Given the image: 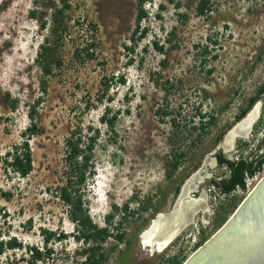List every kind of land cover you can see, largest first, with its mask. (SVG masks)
Here are the masks:
<instances>
[{
  "label": "rangeland",
  "instance_id": "obj_1",
  "mask_svg": "<svg viewBox=\"0 0 264 264\" xmlns=\"http://www.w3.org/2000/svg\"><path fill=\"white\" fill-rule=\"evenodd\" d=\"M202 1L210 7L204 17L196 14ZM138 2L68 0L52 35L50 15L52 6L61 8L58 0H0V243L11 239L20 246L5 245L0 264L83 260V245L73 240L67 207L56 195L74 132L85 137L88 128L98 131L95 176L84 195L88 214L99 228L114 214L112 227L123 235L122 243L104 244L103 264H166L174 256L183 264L200 247L193 242L200 236L206 242L217 219L227 221L263 178L264 162L245 175L250 185L242 193L225 199L211 186L228 176L217 154L251 162L264 145L262 94L252 106L259 105V114L248 136L237 135L227 140L232 148H223L228 132L247 125L254 109L238 122L235 117L264 85V0H149L134 35ZM142 29L146 34L138 39ZM50 37L56 54L44 76L36 59ZM105 108L108 119L116 115L112 129L100 121ZM199 113L215 122L167 178L164 163L172 147L189 148ZM31 123L38 130L28 142L32 171L22 178L6 169L4 158L27 137ZM185 187L188 200L202 198L204 209L164 251L145 247L142 234L155 215L168 219ZM48 233L54 235L45 242ZM31 248L41 253L39 260Z\"/></svg>",
  "mask_w": 264,
  "mask_h": 264
},
{
  "label": "trees",
  "instance_id": "obj_2",
  "mask_svg": "<svg viewBox=\"0 0 264 264\" xmlns=\"http://www.w3.org/2000/svg\"><path fill=\"white\" fill-rule=\"evenodd\" d=\"M146 1L149 0H140L138 5V12L136 15L137 27L134 32V35L138 33L139 23L147 18V13L143 10V5ZM61 4V8L52 6L51 17V34L56 35L58 30L61 27L62 23V14L66 8L69 7L68 0H58ZM207 1H202L198 4L196 8V14L198 16H206L210 12V7L207 6ZM159 8L162 10L163 6L159 5ZM157 17L158 14L156 15ZM45 23L41 24V27H44ZM146 30L142 29L139 33L138 39H141L145 36ZM51 38V37H50ZM46 38L44 44L40 47V52L37 56L36 63L39 66L40 70L44 76H48L51 73L50 66L55 60V46H54V37ZM155 48L159 52H163L162 47H158L154 43ZM201 54L204 56L208 54L207 47L202 48ZM210 73V71H208ZM108 87L106 86V90ZM264 94V85L260 86L256 91L254 96H251L247 100V105L244 109L240 110L239 114L235 117V122L240 121L248 113V111L255 104L256 100L260 95ZM15 106H13L14 108ZM111 111L107 108L104 109V112L101 117V122L112 129L114 127V121L116 115H112L111 118L107 116ZM31 120L33 116L31 115ZM215 122L214 117L206 116L205 114H198V124L197 128H193L194 131H197L195 138L190 140L188 147L185 150L178 147H172L169 158L164 163V172L167 178H169L174 172H176L184 158L188 153V149L192 150L198 143H202L203 135H206V131L210 126ZM174 124V123H173ZM231 127L228 126V129ZM27 137L23 140L21 144L15 146L11 152L5 154L4 163L6 169L9 172L19 175L24 178L28 176L32 171V154L29 148V139L31 136L36 135L38 130L35 123L26 129ZM98 138V131L88 128L87 135L82 137L81 132H74L70 135L66 141V153L64 158V175L65 179L63 184L57 187V198L62 202L64 206L67 207V218L72 223L73 230V240L81 242L83 249L79 252L80 256H83V260L79 264H103L107 260V256L103 251L104 244L107 243L109 239H114L119 243L123 241V235L118 234V229L112 227L111 219H113L114 214L108 215L106 217L107 226L99 228L94 224L88 214L87 208L85 207L84 195L88 190L89 183L92 181L95 176L94 168V149L96 141ZM175 146V144H173ZM195 155V154H193ZM264 156V155H263ZM217 164L220 167H225L228 173L226 178H223L220 181H212L211 186L218 189L222 194H229L232 192L236 186L244 187L245 175H253L255 172L260 170L261 165L264 160H261L257 164L254 162H248L247 160L239 161H230L224 158L220 153L216 156ZM3 160L0 157V162ZM179 187V186H178ZM176 188L174 194L178 193L179 188ZM116 211L117 208L113 207ZM237 207H235L236 209ZM234 209V210H235ZM126 212V208H122L121 211ZM225 219L216 221V230H218L224 223ZM202 231V230H201ZM44 233H47L43 231ZM51 233H48L45 242L48 241ZM201 237V236H200ZM193 245L195 249L202 245L205 242L204 238H200ZM64 236L59 234L58 239H63ZM7 246L9 249H15L20 247L14 240H9L6 244L0 243V254L3 251V247ZM31 257L34 260H39L41 258V253L35 248L30 250ZM166 264H182L178 260L177 256L168 258Z\"/></svg>",
  "mask_w": 264,
  "mask_h": 264
},
{
  "label": "water",
  "instance_id": "obj_3",
  "mask_svg": "<svg viewBox=\"0 0 264 264\" xmlns=\"http://www.w3.org/2000/svg\"><path fill=\"white\" fill-rule=\"evenodd\" d=\"M236 130L227 133L223 148ZM185 189L174 208L184 198ZM157 217L158 214L153 219ZM183 264H264V176L222 227Z\"/></svg>",
  "mask_w": 264,
  "mask_h": 264
},
{
  "label": "bare ground",
  "instance_id": "obj_4",
  "mask_svg": "<svg viewBox=\"0 0 264 264\" xmlns=\"http://www.w3.org/2000/svg\"><path fill=\"white\" fill-rule=\"evenodd\" d=\"M252 110L253 111L251 112L250 118L247 120V125H245V128H242L245 123L244 121L243 123H240V126L236 127L238 129L232 133L228 140L231 139L232 141V138L237 135H242L244 137L248 136V129L259 114V105L254 106ZM228 143L229 141H226V145ZM231 143L232 142L228 144V148L226 147L227 150L232 148ZM188 190L189 187H186L185 192L183 193L184 198H187V195L189 194ZM184 198L180 200L174 208L175 212L173 210V216H171V214L173 213L172 212L167 217L168 219L160 217L157 220V218L160 216L158 215V217L153 221L150 227L146 231H144L141 240L145 247H153L158 252L164 251L176 237H178L189 225H191L194 215L200 210L204 209L202 206V198L198 200H188Z\"/></svg>",
  "mask_w": 264,
  "mask_h": 264
},
{
  "label": "built area",
  "instance_id": "obj_5",
  "mask_svg": "<svg viewBox=\"0 0 264 264\" xmlns=\"http://www.w3.org/2000/svg\"><path fill=\"white\" fill-rule=\"evenodd\" d=\"M239 160H246V158L242 157V158H236L235 159V161H239ZM246 179H248V178H245V180H244V187L236 186L235 189L232 192H230L229 194H221V197L226 199V198L233 197V196H235V195H237L239 193H242L243 190L245 188L247 189L249 187V185H250L249 179L248 180H246ZM195 243H196V241L193 242V245Z\"/></svg>",
  "mask_w": 264,
  "mask_h": 264
},
{
  "label": "flooded vegetation",
  "instance_id": "obj_6",
  "mask_svg": "<svg viewBox=\"0 0 264 264\" xmlns=\"http://www.w3.org/2000/svg\"><path fill=\"white\" fill-rule=\"evenodd\" d=\"M138 5H139V2H138ZM263 155H264V145L260 149V152L252 158V161L251 162H254L255 164H257L261 160H264V156Z\"/></svg>",
  "mask_w": 264,
  "mask_h": 264
}]
</instances>
